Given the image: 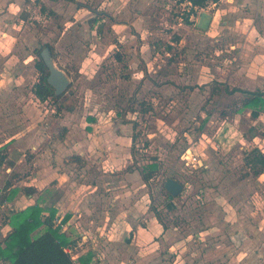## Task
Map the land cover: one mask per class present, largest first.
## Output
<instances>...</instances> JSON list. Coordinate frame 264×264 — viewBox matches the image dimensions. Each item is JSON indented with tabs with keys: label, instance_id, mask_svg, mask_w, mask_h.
Masks as SVG:
<instances>
[{
	"label": "rangeland",
	"instance_id": "374dc122",
	"mask_svg": "<svg viewBox=\"0 0 264 264\" xmlns=\"http://www.w3.org/2000/svg\"><path fill=\"white\" fill-rule=\"evenodd\" d=\"M86 2L94 6L90 20L105 17L103 0ZM129 2L126 17L131 20L137 13L140 33L131 26L129 36L118 32L109 38L99 27L104 26L102 21L92 32L88 28L91 24L83 26V19H75V14L56 16L52 9H41L40 0L29 5L23 1L11 12L0 6V15L10 12L9 25L0 19V82H9L10 77L20 80L26 87L25 99L29 97V90L39 81L35 66L38 50L51 45L56 64L71 79L61 99L48 98L41 103V114L50 120L49 126L43 121L41 127L51 132V139L67 133L58 123L53 124L51 117L72 110L79 130L81 119L92 116L98 130L109 133L119 127V131L137 135L130 155L122 149L119 157L115 151L102 157L109 166L105 169L109 179L135 173L138 187L128 181L126 185L130 196L136 189L127 210L142 216L152 211L165 227L193 232L199 218L210 209L207 206L218 202L217 213L229 218L238 214L236 233H243L244 240L252 239L250 242L261 248L264 232L255 236L251 223L264 226V111L260 110L259 117L252 115L259 107L246 105L250 96L245 91L264 90V0H210L206 7L195 9L180 0ZM203 10L214 16L208 30L197 27ZM71 18L76 22L66 29ZM69 36L73 40L67 39ZM114 38L116 47L101 57L99 48ZM118 54L122 61L117 60ZM16 111L18 116L27 113ZM1 113L10 111L2 109ZM1 134L0 139L5 137ZM107 142L116 141L110 138ZM30 150L28 161L36 157ZM53 158L49 155L48 161L53 162ZM117 158L126 166L119 172L111 167ZM98 160L101 157L97 154L85 159L91 164L89 183L102 174L97 169L102 164ZM151 164H156L157 170L145 183L142 175L151 170ZM170 177L186 186L174 198L164 186ZM104 204L97 208L104 209ZM14 211L7 207L4 215L9 218L7 213ZM0 215L3 223L7 218L2 212ZM235 234L232 237L225 231L204 246L200 235H191L190 248L201 254V248L221 243L214 253L227 247L232 252L224 259H244L247 245L242 239L237 243L239 235ZM71 253L75 258L73 249Z\"/></svg>",
	"mask_w": 264,
	"mask_h": 264
},
{
	"label": "crops",
	"instance_id": "0c3cea01",
	"mask_svg": "<svg viewBox=\"0 0 264 264\" xmlns=\"http://www.w3.org/2000/svg\"><path fill=\"white\" fill-rule=\"evenodd\" d=\"M23 1L25 4L26 1H29V5L35 0H0V6L6 7L11 12L14 7H21ZM40 1L41 9L49 8L50 11L52 9L57 13L56 16L59 13L64 14V17L69 13L75 14L73 16L75 19H79L78 17L83 19V26L91 24V28L88 27L91 30L98 27L97 24L102 21L105 27L103 24L99 27L103 28L104 36L107 38L116 37L118 32H125V35L129 36L131 26L137 33L141 31L138 18H136L138 17L137 13H134V18L131 20L126 17L127 8L125 7L129 0H103L101 7L105 8L103 10L105 17L100 20L93 19V21L90 19L94 15L92 11L94 6L87 4L86 0ZM129 3H137V0H132ZM188 4L190 5V3ZM134 8L136 7L132 9ZM140 10L138 9L137 12ZM9 11L0 15V19H3L6 25H9ZM121 16L125 18H121ZM68 21L69 25L66 29L76 22L72 18ZM0 22L2 21L0 20ZM92 32L94 31L92 30ZM125 35L121 37H125ZM67 39L73 40L70 36ZM116 43L117 39L114 38L108 43L110 46L108 48L105 42L103 47L99 48L98 53L100 51L101 57L110 55L114 46L116 47ZM116 57L118 61H122L120 54ZM84 72L87 71L84 70ZM10 80L5 83L0 82V133L5 136L0 139V150L7 156L0 165V213L2 212L4 215L7 207L16 211L37 202L48 210L56 209L57 223H60L63 218L69 217L66 223L61 224L60 232L68 233L72 238L77 239V243L72 248L76 253L75 258L72 254L73 258L78 259L88 252H93L94 257L90 264H264V243L261 248H256L253 242H250L253 241L252 239L244 240L243 233H236L239 229L237 226L240 223V216L230 214L229 218L224 213H217L216 208L220 205L218 202L207 206V209L208 207L210 209L199 218V226L192 229L194 233L190 231L178 232L165 227L152 211L143 214V216L138 211L131 213L130 210H127V204L133 200L132 197H136V189H134L133 196H130L126 194V185L131 182L132 187H138V181H134L135 173L126 172L124 175H114L109 179L107 177L110 174L109 170H105L109 166L106 162L104 163L102 157H104V153L111 155L113 151L119 157L121 155L119 151L122 149L125 155H130L133 133H126L123 129L119 131V127L117 131L109 133L106 130H98L96 127L99 124L94 123L96 120L92 116H85L81 119L79 130L76 113L72 110L66 111L64 116L51 117L54 120L53 124L58 123L57 125L67 132L62 137L54 136L51 139V132L44 131L41 127L43 121H45V127L50 124V120L41 114V103L42 101L47 102V100L37 97L32 87L29 90L28 100L25 99V85L12 77ZM2 109L10 111V114L3 115ZM20 109L27 113L21 116L14 113ZM97 117L99 119V116ZM77 132L80 134L78 135ZM110 138L116 142H107ZM29 148H31V153L36 154V157L31 161L27 160V149ZM95 153L101 157V160L98 161L102 164H99L97 169L102 174L98 173L95 176L96 182L89 183L88 170L91 164L90 162L86 163L85 159L96 155ZM49 155L54 156L55 159H53L57 162L50 163ZM121 159H114L117 164H111V167H114L118 172L126 167L124 164H120ZM79 161L81 164L78 163ZM110 171L113 172L114 169ZM103 181L107 183L104 184ZM143 185L145 184L143 183ZM27 188H34L35 191L28 194ZM16 189L18 192L13 194ZM171 197L174 198V196ZM100 203H105L104 209L97 208ZM219 203H221L220 200ZM49 204L50 207L47 208ZM230 207L234 209L232 205H229ZM229 211L231 210L229 209ZM48 212L46 211L45 214ZM4 216L6 217V215ZM7 216L9 218L6 217L4 224L0 222V241L12 229L11 214L7 213ZM257 224H260L259 228ZM251 226V231L255 236L264 232V226H261V223H256L255 226L251 223ZM85 230L88 232L86 233ZM225 231H228L232 237L236 233L235 235H239L237 243L242 239V242L247 245L248 250L244 259H224L225 255L232 252V248H228L229 251H227V247H224L223 250L214 253L215 250L221 248V243L216 244L217 246L201 248V254H195L191 250V235H200L201 241H203L201 246H204L214 236L221 235ZM237 243L236 245H238ZM230 247H234V245Z\"/></svg>",
	"mask_w": 264,
	"mask_h": 264
},
{
	"label": "trees",
	"instance_id": "16d2710c",
	"mask_svg": "<svg viewBox=\"0 0 264 264\" xmlns=\"http://www.w3.org/2000/svg\"><path fill=\"white\" fill-rule=\"evenodd\" d=\"M180 1L190 3L191 8L195 9L206 7L210 0ZM217 1L214 0V2ZM46 46L50 47L54 56L53 47L49 44L44 45V47ZM41 51L38 50L39 58L35 64L39 71V81L34 85L33 91L41 100H47L48 98L61 99L64 93L57 95L54 86L48 82L49 69L41 56ZM245 92L250 96L246 105L248 107H259V109L252 110V115L259 117L261 111H264V92L261 90ZM136 137L137 135L133 134L132 153ZM6 157L4 152L0 150V165ZM150 168L151 170L148 173L142 175L145 182L153 177L157 165L151 164ZM27 191L30 194L35 189L27 188ZM17 192L18 189L14 190L13 194ZM168 195L172 196L171 194ZM46 211H49L48 214H45ZM68 218L65 217L60 223H57V210L54 208L48 210L39 202L25 209L14 211L10 216L12 229L0 241V264H90L93 261V252H88L78 259H74L72 253L66 250L67 247L72 249L77 243V239L72 238L68 233L60 232L61 224L66 223ZM41 229L42 232L39 235H33Z\"/></svg>",
	"mask_w": 264,
	"mask_h": 264
},
{
	"label": "water",
	"instance_id": "95a60500",
	"mask_svg": "<svg viewBox=\"0 0 264 264\" xmlns=\"http://www.w3.org/2000/svg\"><path fill=\"white\" fill-rule=\"evenodd\" d=\"M212 20L213 14L203 10L197 21V27L202 30H208ZM41 56L49 69L48 82L54 86L57 95L63 94L71 84L70 77L56 64L49 46L42 49ZM164 186L174 197L178 196L183 190L182 183L172 177L166 179Z\"/></svg>",
	"mask_w": 264,
	"mask_h": 264
},
{
	"label": "built area",
	"instance_id": "2783aa9c",
	"mask_svg": "<svg viewBox=\"0 0 264 264\" xmlns=\"http://www.w3.org/2000/svg\"><path fill=\"white\" fill-rule=\"evenodd\" d=\"M185 187L186 186L183 184V190H184ZM183 190H182V192H183ZM66 250L69 251V252H71V247H67Z\"/></svg>",
	"mask_w": 264,
	"mask_h": 264
}]
</instances>
